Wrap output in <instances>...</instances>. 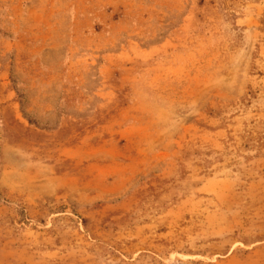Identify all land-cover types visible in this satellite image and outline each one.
<instances>
[{"label": "rangeland", "instance_id": "rangeland-1", "mask_svg": "<svg viewBox=\"0 0 264 264\" xmlns=\"http://www.w3.org/2000/svg\"><path fill=\"white\" fill-rule=\"evenodd\" d=\"M0 264H264V0H0Z\"/></svg>", "mask_w": 264, "mask_h": 264}]
</instances>
